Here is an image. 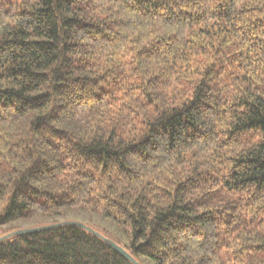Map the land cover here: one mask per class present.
<instances>
[{
    "label": "trees",
    "instance_id": "1",
    "mask_svg": "<svg viewBox=\"0 0 264 264\" xmlns=\"http://www.w3.org/2000/svg\"><path fill=\"white\" fill-rule=\"evenodd\" d=\"M0 264H264V0H0ZM104 237V236H103Z\"/></svg>",
    "mask_w": 264,
    "mask_h": 264
},
{
    "label": "rangeland",
    "instance_id": "2",
    "mask_svg": "<svg viewBox=\"0 0 264 264\" xmlns=\"http://www.w3.org/2000/svg\"><path fill=\"white\" fill-rule=\"evenodd\" d=\"M2 209V204L0 203V211ZM60 223H73L83 225L94 232L107 237L109 239H114L119 244H121L116 238L118 233H116V226L110 220L104 219L100 214H87L77 210H65L64 216L58 219ZM42 221H28L19 222L12 224L11 227L17 230L22 229H32L39 227Z\"/></svg>",
    "mask_w": 264,
    "mask_h": 264
},
{
    "label": "water",
    "instance_id": "3",
    "mask_svg": "<svg viewBox=\"0 0 264 264\" xmlns=\"http://www.w3.org/2000/svg\"><path fill=\"white\" fill-rule=\"evenodd\" d=\"M62 225H72V226H77L79 228H82L100 238L105 239V237H103L102 235L94 232L93 230L83 226V225H79V224H73V223H60V224H55V225H49V226H43V227H37V228H32V229H22V230H17L15 232H12L2 238H0V241H2L3 239H7L9 237L12 236H21V235H26V234H31V233H36V232H40V231H44L56 226H62ZM110 246L112 247L113 250H115L117 253H119L121 256H123L126 260H128L129 262H131L132 264H140L137 261H135L123 248H121L120 246H118L117 244H115L114 242H110Z\"/></svg>",
    "mask_w": 264,
    "mask_h": 264
}]
</instances>
